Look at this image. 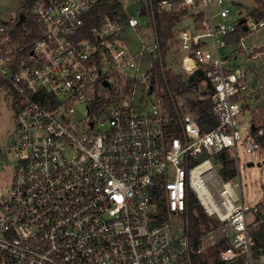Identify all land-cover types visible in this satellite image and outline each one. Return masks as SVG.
I'll return each mask as SVG.
<instances>
[{
  "label": "built area",
  "instance_id": "built-area-1",
  "mask_svg": "<svg viewBox=\"0 0 264 264\" xmlns=\"http://www.w3.org/2000/svg\"><path fill=\"white\" fill-rule=\"evenodd\" d=\"M99 2L37 0L21 23L0 15V78L16 121L0 146V162L13 169L0 182V264H264L255 249L262 223L248 216L258 207L235 190L238 144L264 159L261 142L240 131L250 67L237 63V51L248 50L243 32L264 27V18H247L244 30L225 0H142L143 22L125 8L124 17L100 11L95 22ZM157 11L183 12L171 41L183 70L202 74L197 93L161 82L168 59ZM119 78L126 93L106 96L103 87ZM200 100L216 126L201 127ZM78 107L85 119H76ZM233 148L238 174L224 181L216 156ZM204 163L214 173L198 169ZM191 191L227 241L214 263L195 259L189 220L178 236L169 219L189 211Z\"/></svg>",
  "mask_w": 264,
  "mask_h": 264
},
{
  "label": "rangeland",
  "instance_id": "rangeland-1",
  "mask_svg": "<svg viewBox=\"0 0 264 264\" xmlns=\"http://www.w3.org/2000/svg\"><path fill=\"white\" fill-rule=\"evenodd\" d=\"M128 9L130 15L138 17L142 22L147 20L146 15H141L139 12L142 0H120ZM227 5L232 9L231 17L229 20H235L239 23L242 17H252L251 11L255 7V0H225ZM219 7L215 5L217 10ZM28 11V10H27ZM26 11V12H27ZM25 12L24 0H0V15L5 20H14L20 16V14ZM253 19V18H252ZM129 35L133 37L134 42L138 39L136 32L130 28L126 31ZM245 34V44L252 53L250 61L251 71L249 82L252 83V88L249 91V96L246 99L245 107L239 114L240 131L244 137H253L251 132L252 124H259L264 119V50L260 51L259 46L264 44V27H258L255 30H248L243 32ZM145 36H151L150 30L144 31ZM264 46V45H263ZM261 47V46H260ZM247 50V51H248ZM245 52L237 51V63L244 61ZM179 51L176 50L171 41V47L168 50L166 57L167 61V72L178 73L182 79L188 80L192 75L189 72L183 70L179 62ZM255 56V57H254ZM254 57V58H253ZM3 81V80H2ZM125 82L123 79L114 81L111 88L103 87V93L108 96L110 94H124L127 88L124 86ZM101 86L100 84H98ZM176 94H184L181 91H174ZM192 93H197V89H194ZM144 92L138 90L136 95V108L142 107ZM87 110L84 107H78L76 111V119H85ZM16 126L15 114L12 107V97L10 92H8V87L5 85L4 81L0 85V146L8 145L14 135ZM238 157L240 158V174L242 182V191L240 187H236L237 193L242 196L244 201L251 205L252 207L257 206L258 210L250 212L248 214L249 218L254 215L264 223V163L259 165V160L256 159L255 153L248 152L245 148L243 142H240L237 147ZM230 155L235 160V149L230 150ZM236 161V160H235ZM250 162H254V165H250ZM11 161L6 159L5 162H0V182L8 183L13 169L6 167L10 165ZM217 169V168H216ZM218 170V169H217ZM238 181V179H237ZM189 204L198 202V198L194 192L189 194ZM192 212H181L176 215H170L174 232L181 236L184 234V228L181 227L183 222L190 221ZM219 226L213 228L205 234V238L202 243V257L206 259L209 263H214L216 261V256L218 252L227 244V241L220 236ZM258 235H256L255 239ZM263 246V245H261ZM257 247V244H256ZM257 254L264 256V246L255 248Z\"/></svg>",
  "mask_w": 264,
  "mask_h": 264
},
{
  "label": "trees",
  "instance_id": "trees-1",
  "mask_svg": "<svg viewBox=\"0 0 264 264\" xmlns=\"http://www.w3.org/2000/svg\"><path fill=\"white\" fill-rule=\"evenodd\" d=\"M37 0H24L25 12L32 8L33 4ZM157 2V0H154ZM257 5L251 11V15L254 19L264 18V0H256ZM100 11L108 12L114 14L115 12L121 13L123 17L126 15L121 3L118 0H100L98 5L94 8L92 15H94L96 22L98 19V13ZM157 30L158 36L161 41L162 50L164 56L167 54L171 47V40L175 36L174 27L176 23L181 19L183 12H156ZM32 21V20H31ZM259 50H264V46L259 47ZM161 82L164 86L169 85L171 92L181 91V92H193L194 86L198 84V81L202 78V74L197 72L192 75L188 80L182 79L178 73L167 72V81L163 79V75L160 73ZM3 83L0 78V85ZM167 101L168 105L171 104L170 93L167 91ZM172 107V106H171ZM198 121L203 129H209L218 124V121L214 119L210 113V102L208 100H200L198 103ZM252 134L261 142L264 146V119L261 123L255 124V128L251 126ZM215 167L218 169L217 172L222 180L226 181L229 179L236 178L237 164L236 161L231 157L230 153L225 149L216 156ZM199 201V200H198ZM189 210L192 212L190 217V237L193 241L195 247V259L202 257V252L200 248L202 246L205 234L216 228L220 221L214 219L206 213L204 207L200 202H194L189 204ZM257 238L255 248L264 246V223H262L258 232H256ZM255 235V237H256ZM263 245V246H261Z\"/></svg>",
  "mask_w": 264,
  "mask_h": 264
},
{
  "label": "water",
  "instance_id": "water-1",
  "mask_svg": "<svg viewBox=\"0 0 264 264\" xmlns=\"http://www.w3.org/2000/svg\"><path fill=\"white\" fill-rule=\"evenodd\" d=\"M141 13H145V9H142V10H141ZM25 16H26V14H25L24 12H22V13L20 14V18H19V22H20V23L25 19ZM239 23L243 25V29H244V30H248L249 26H248V24H247V17H242V18L240 19ZM184 24H185V25H189L190 28H191L192 30L195 29L194 19H193L192 17H187V18H185V20H184ZM104 83H105L106 85H111V82L108 81V80H105ZM252 128H255V124H252ZM263 163H264V159H263V161H259L258 164H259V165H262ZM250 165H254V162H250Z\"/></svg>",
  "mask_w": 264,
  "mask_h": 264
},
{
  "label": "crops",
  "instance_id": "crops-1",
  "mask_svg": "<svg viewBox=\"0 0 264 264\" xmlns=\"http://www.w3.org/2000/svg\"><path fill=\"white\" fill-rule=\"evenodd\" d=\"M120 3H121V5H122V7L123 8H125L126 9V6L120 1V0H118ZM257 5V3H256V0H255V6ZM127 10V12H128V9H126ZM264 44H262V45H260V46H263ZM259 46V47H260ZM252 51L253 50H251L250 51V53H249V50L246 52V54L244 55L245 56V58H244V61L243 62H245L249 67H250V74L252 73V71H251V66H250V61H251V59H252V57H250V54L252 53ZM255 57V56H254ZM253 57V58H254ZM250 79V78H249ZM249 85H250V89L252 88V83L250 84V82H249Z\"/></svg>",
  "mask_w": 264,
  "mask_h": 264
},
{
  "label": "bare ground",
  "instance_id": "bare-ground-1",
  "mask_svg": "<svg viewBox=\"0 0 264 264\" xmlns=\"http://www.w3.org/2000/svg\"><path fill=\"white\" fill-rule=\"evenodd\" d=\"M188 65L190 66V63ZM198 169H202L203 171L207 173H214L213 168L209 166L207 163L200 165Z\"/></svg>",
  "mask_w": 264,
  "mask_h": 264
}]
</instances>
